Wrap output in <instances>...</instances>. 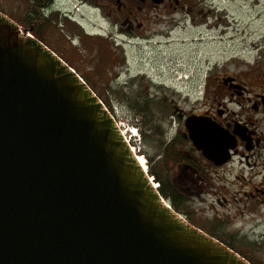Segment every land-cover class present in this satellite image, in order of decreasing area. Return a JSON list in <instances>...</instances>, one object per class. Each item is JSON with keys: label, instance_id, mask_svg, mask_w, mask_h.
<instances>
[{"label": "flooded vegetation", "instance_id": "af4514ba", "mask_svg": "<svg viewBox=\"0 0 264 264\" xmlns=\"http://www.w3.org/2000/svg\"><path fill=\"white\" fill-rule=\"evenodd\" d=\"M15 1L17 18L0 13L33 39L73 23L80 44L94 42L95 97L115 124L137 129L168 209L264 264L263 244L249 240L264 233V64L261 52L246 57L247 0ZM72 7L93 12L94 36Z\"/></svg>", "mask_w": 264, "mask_h": 264}, {"label": "water", "instance_id": "95a60500", "mask_svg": "<svg viewBox=\"0 0 264 264\" xmlns=\"http://www.w3.org/2000/svg\"><path fill=\"white\" fill-rule=\"evenodd\" d=\"M0 264H246L165 207L94 94L1 14Z\"/></svg>", "mask_w": 264, "mask_h": 264}, {"label": "rangeland", "instance_id": "374dc122", "mask_svg": "<svg viewBox=\"0 0 264 264\" xmlns=\"http://www.w3.org/2000/svg\"><path fill=\"white\" fill-rule=\"evenodd\" d=\"M261 3V8L256 7L250 10V6L255 0H247L246 7L248 8L247 19V40H246V57L251 59L252 54L261 52V59L264 64V0H258ZM256 4V3H254ZM0 9L11 17L17 18L19 11L16 10L15 0H0ZM75 19L78 20L82 28L89 33V36H94L95 26L99 24L96 16L93 12H89L88 9L80 10L77 7L70 9ZM254 20H251V18ZM55 29V32L49 27H45L41 31V35L45 40V45L55 54H57L64 63L68 64L76 74L88 85V87L95 92L97 78L95 75V61L94 56V42L90 38H83L82 44L79 43L78 36L82 35L81 29L74 26L73 23L66 24V28H62L65 32V36L70 39H65L62 35L63 31ZM23 30V29H22ZM62 35V36H61ZM88 36V37H89ZM136 144V151L139 148L143 151V143L138 139L132 140ZM145 160V159H144ZM146 162V160H145ZM258 225L262 226L260 231L264 230V214L258 219ZM248 228L246 227V230ZM261 237V238H260ZM258 240L262 245L256 247V252L259 255H264V233H256L254 238L250 237L249 240ZM255 245L254 243H252ZM254 249V248H253Z\"/></svg>", "mask_w": 264, "mask_h": 264}, {"label": "bare ground", "instance_id": "6f19581e", "mask_svg": "<svg viewBox=\"0 0 264 264\" xmlns=\"http://www.w3.org/2000/svg\"><path fill=\"white\" fill-rule=\"evenodd\" d=\"M135 161L140 165V168L142 171H146V165L144 164V159L141 156H136Z\"/></svg>", "mask_w": 264, "mask_h": 264}, {"label": "trees", "instance_id": "16d2710c", "mask_svg": "<svg viewBox=\"0 0 264 264\" xmlns=\"http://www.w3.org/2000/svg\"><path fill=\"white\" fill-rule=\"evenodd\" d=\"M43 30V28H40V29H38V33H39V36H41L42 37V35H41V31Z\"/></svg>", "mask_w": 264, "mask_h": 264}]
</instances>
